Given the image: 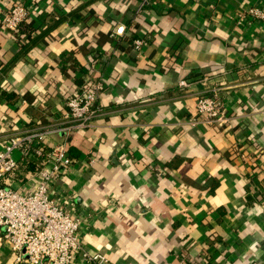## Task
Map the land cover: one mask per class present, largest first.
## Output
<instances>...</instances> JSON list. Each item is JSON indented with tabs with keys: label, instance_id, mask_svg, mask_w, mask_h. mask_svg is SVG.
<instances>
[{
	"label": "crops",
	"instance_id": "obj_1",
	"mask_svg": "<svg viewBox=\"0 0 264 264\" xmlns=\"http://www.w3.org/2000/svg\"><path fill=\"white\" fill-rule=\"evenodd\" d=\"M17 1L36 10L17 34L0 26V140L57 123L72 90L103 84L98 126L48 139L79 152L55 186L83 218V244L109 264H264V24L236 19L264 0L0 5ZM210 88L234 116L228 129L188 125ZM14 260L0 241V264Z\"/></svg>",
	"mask_w": 264,
	"mask_h": 264
},
{
	"label": "built area",
	"instance_id": "obj_2",
	"mask_svg": "<svg viewBox=\"0 0 264 264\" xmlns=\"http://www.w3.org/2000/svg\"><path fill=\"white\" fill-rule=\"evenodd\" d=\"M35 10V6L22 1L15 2L8 9L0 5V26L17 34L20 25L30 20ZM236 19L239 24H264V6L253 5L242 10ZM115 33L123 35L125 26H117ZM144 43L143 38L134 40L137 49ZM207 79H203L205 84ZM191 83L185 78L178 85L187 88ZM102 89L101 80L87 79L82 87L67 95L66 111L57 123L37 121L22 132L1 137L0 241L10 243L15 255L14 264H76L79 260L89 264H109L107 257L91 252L83 244V218L65 206L55 186L57 180L69 174L79 160L70 155L66 139L48 143L49 137L54 135L67 138L74 130L96 128L100 119L109 114L99 101ZM218 90L210 88L195 94L196 115L189 118L188 125L203 124L221 129L232 126L234 116L220 99ZM23 157L38 160L39 170L28 177L27 187L7 186V174ZM178 264L190 262L183 258Z\"/></svg>",
	"mask_w": 264,
	"mask_h": 264
},
{
	"label": "trees",
	"instance_id": "obj_3",
	"mask_svg": "<svg viewBox=\"0 0 264 264\" xmlns=\"http://www.w3.org/2000/svg\"><path fill=\"white\" fill-rule=\"evenodd\" d=\"M25 23H22L20 25V28H19V31L20 29H22L23 25ZM24 28V27H23ZM26 31V29H24ZM22 32V30H21ZM28 32V35L30 37L31 35V32L32 30H27ZM3 98H5L7 101H11V99H14L15 98V94L13 92H7V91H3L2 92V95H1ZM45 148H47L46 145H43ZM71 152L75 155L73 156L71 153H70V150H69V153L70 155L73 157V158H77L78 159V150L76 149H72L71 148ZM37 161L36 159H32V158H21L17 167L9 174H7L6 176V179H5V182H7V186L11 185L12 183L14 182H26L28 177L37 172L39 170L38 166H37Z\"/></svg>",
	"mask_w": 264,
	"mask_h": 264
}]
</instances>
